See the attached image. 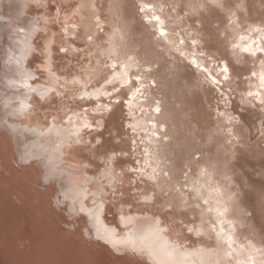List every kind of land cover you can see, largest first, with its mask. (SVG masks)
I'll return each instance as SVG.
<instances>
[{
  "label": "bare ground",
  "instance_id": "6f19581e",
  "mask_svg": "<svg viewBox=\"0 0 264 264\" xmlns=\"http://www.w3.org/2000/svg\"><path fill=\"white\" fill-rule=\"evenodd\" d=\"M141 2L147 17H151L152 13L159 16L165 28V17L155 10L158 8L154 6L156 1ZM81 4L88 7L81 9ZM148 5H152V9H148ZM123 13L119 0H0V264H149L146 256L124 246L114 248L96 238L95 228L88 217L78 212V205L73 210L71 200L65 201L62 196L66 191L73 195V186L86 187L90 193L97 192V202L104 204L100 217L102 225L114 228L118 238H123L131 227L121 223L122 215L150 218L137 224L138 228H147L158 219L167 229L165 235L171 242L188 246L189 251L204 248L213 258L222 257L225 249L206 227L202 236L187 231L188 227H202V222L209 219L196 209L198 201L195 194L176 191L182 186L190 188L194 182H202L199 170L205 167L213 183L223 190L224 199L233 197L228 204L230 211L227 219L235 226L238 244L247 245L250 241L257 249H264L259 234L253 235L250 230L246 232L240 227L246 222L243 214L246 210L243 204L244 208L239 206L240 202L239 207L235 206L236 196L232 189L229 190V183L234 181L227 178V173L220 174L227 178L221 181L214 169L201 163L198 174L192 172L186 184L173 176L177 168L172 164V167L168 166L173 153L168 156L172 150L166 147L171 143L163 138L165 135L172 136L166 128V111H153L157 102L160 108L163 107L160 99L156 100L155 96L148 94L147 87L143 97L136 102L134 117H130L125 104H112L110 112H93L95 102L81 101L77 98L79 93L71 87L58 86L57 78L63 84L73 77L82 80L91 77L89 90L98 87L97 81L103 82L101 77L106 71L103 56L113 48L119 52L122 61L131 57L133 69H141L134 74L147 75L143 69L151 62H143L135 55V47L127 40L130 21ZM96 16L100 18L103 33L97 32ZM65 18L69 25L74 23L78 26L71 33L74 39L63 34ZM237 26L236 23L231 25L236 38L241 35ZM152 27L158 25L152 22ZM87 35H93L94 47L89 44ZM172 38L168 34V40ZM181 39L184 40V36ZM50 41L52 43L46 49ZM173 41L177 42L176 48L179 46L187 53L185 46H180L177 40ZM29 47L32 51L24 55ZM61 47H74L77 51L62 53L59 50ZM16 59L20 60V65H17ZM49 67L50 71L46 70ZM260 70L259 67L254 71ZM21 72L32 74L33 79L29 83L37 89L36 92L26 94L23 87L12 86L13 82L22 84ZM252 82L254 85L255 81ZM46 88H56V92L42 99L39 92ZM130 91L123 89L122 93ZM21 99L32 106L31 112L23 119L13 115ZM120 99L126 100L127 96L122 94ZM101 103L108 102L102 100ZM84 109L89 111L85 114ZM74 113H81L92 121L93 129L81 133V143L65 146L59 159L55 155V134L41 137L27 131L30 127L46 129L53 117L57 127H64V118ZM95 121H100L99 125ZM152 122L157 125L158 132L160 125L164 126L165 131L160 132L159 140L150 135ZM129 123L138 125L135 134L127 126ZM145 148L151 153L153 167L158 168L156 182L129 171L139 168L147 158ZM113 155L116 158L109 161ZM21 156L25 158L21 159ZM35 156L43 159L35 160ZM49 157L57 169V179H46L51 174L45 168ZM98 189L103 190L98 192ZM142 193L156 195L152 201L145 203ZM85 204L88 208L93 207L91 198Z\"/></svg>",
  "mask_w": 264,
  "mask_h": 264
},
{
  "label": "rangeland",
  "instance_id": "374dc122",
  "mask_svg": "<svg viewBox=\"0 0 264 264\" xmlns=\"http://www.w3.org/2000/svg\"><path fill=\"white\" fill-rule=\"evenodd\" d=\"M141 1L119 0V8L129 18L127 40L135 47V55L143 62H151L145 68L151 67L152 71L142 78L147 80L143 82L148 94L160 99L161 109L166 111V128L172 135L168 136L166 141L171 144L166 147L172 150L168 156L172 153L175 156H170L168 166L172 164L177 168L173 176L185 182L186 171L187 179L192 172L198 174L201 163L214 169L212 171L221 181L226 178L221 176L222 173H227V178L234 181L229 183V190L232 189L236 196L237 204L234 205L238 206L240 202L239 206H245L246 225H240L241 229L259 234L264 242V105L246 99V93L252 90L250 85L255 81L248 78L260 67L264 56H257V60L232 51L229 41L234 36L228 18L233 17L241 34H247L249 26H264V0H220L222 7L213 4L212 0H153L156 1L154 6L158 7L156 12L165 17V30L173 37L170 44L157 38V27L147 22L146 11H141ZM182 36L183 46L188 50L187 58L177 53V42L173 41L179 42ZM192 40L197 41L196 48L192 47ZM193 52L213 74L215 65L227 61L230 78L222 84L228 97L226 101L206 82L204 73L189 63ZM217 110L225 116L218 117ZM226 116L233 118L231 123L227 122Z\"/></svg>",
  "mask_w": 264,
  "mask_h": 264
},
{
  "label": "snow or ice",
  "instance_id": "6c2138e0",
  "mask_svg": "<svg viewBox=\"0 0 264 264\" xmlns=\"http://www.w3.org/2000/svg\"><path fill=\"white\" fill-rule=\"evenodd\" d=\"M212 3L222 7L220 0H212ZM81 9H85L88 5L81 4L79 6ZM148 9H151V5L146 6ZM141 11H144V8H141ZM234 15V14H233ZM66 22L63 26V34L65 37H71L74 39V36H71V33H74L77 30L76 24L69 25ZM147 22H155L158 27L155 29L157 38L163 40L165 43H172L168 40V33L164 28L163 21L159 16L153 15L151 17H146ZM234 21L229 17V25H232ZM97 32L103 33V26L101 25L99 16H96L95 19ZM23 32V29L19 30ZM93 35H87V40L91 46L93 44ZM46 45L48 49L51 45ZM231 49L234 53L247 54L251 57L264 56V26H249L247 29V34H241L238 38L233 37L232 41H229ZM180 46L184 45V40L180 39ZM193 48L198 46L196 40L191 41ZM60 52L68 53L69 51H77V49L69 47H61ZM32 49L29 47L25 49L24 55L30 53ZM177 53L185 57V53L180 50L178 46L176 48ZM50 54V53H49ZM197 53L193 52L189 63L194 66L197 70L201 71L205 75V80L216 89L220 97L225 101L228 97L223 91L222 84L224 81L229 80L230 72L227 61H222L219 64L215 65V74H213L207 67L202 65L197 58ZM202 56L203 54H199ZM187 58V57H185ZM17 65H20V60L16 59ZM103 65L106 69L104 75L101 77L102 83L97 81L98 87H91V77L87 79H81L79 77H73L69 81H64L63 84H60L59 79L57 78V84L61 88L71 87L75 92H78V99L81 101H93L96 103V107L92 109L93 112L102 113L105 111H112V104H125L128 108V114L130 117L135 115L136 102L143 97L144 91L146 90V85L143 82V78L139 74L141 71L140 68L133 69V61L131 57H128L127 61H122L119 55V52L116 49H109L107 54L103 56ZM100 63V62H98ZM260 71H252L248 79L255 80L257 83L250 85V89L246 96L251 100H255L257 103L264 105V60L260 61ZM46 70L50 71V67ZM145 73H150L152 71L151 67L144 68ZM54 75V74H53ZM219 77V79L217 78ZM33 79L31 73L21 72L22 84L17 85L16 82H13L12 86H21L26 90V94H31L37 91L36 88H33L29 81ZM152 86L155 85V81L151 82ZM123 89H131L130 92H123ZM56 92V88H46L42 89L39 92L40 97L43 99L49 93ZM59 94V93H57ZM127 96L126 100L120 99L121 95ZM102 100H106L108 103H101ZM32 106L26 100H19L18 107L14 110L13 115L19 119L25 118L31 112ZM89 110L84 109L86 114ZM143 110H141L142 112ZM154 112L159 113L161 108L159 102H157L156 107L153 109ZM218 117H224L225 113L217 110ZM232 117H227V122L231 123ZM100 121H95V124L99 125ZM64 127H57L55 122V117L52 121L48 123L46 129H39L35 127H30L27 131L32 132L36 136L41 137H51L55 134V155L59 159L63 154V149L65 146H71L72 143L79 144L81 143V133L84 130H92L93 122L85 118L81 113H74L68 115L64 118ZM133 132L137 131V124L129 123L127 125ZM152 131L150 135L155 137L157 140L160 139V132L165 131L164 126L160 125V131H157V125L151 123ZM231 128L228 129V133L231 134ZM165 140L168 137L165 135L163 137ZM143 142V141H142ZM151 141H149L150 143ZM99 143V141H97ZM133 150H135L136 141L133 142ZM144 155L147 157L144 162L140 165L139 168L129 169V171L135 173L140 177H147L148 180L153 182L157 181L158 178V168L153 167L151 160V153L148 149H144ZM24 156H21V159H24ZM115 155L109 157V161L114 160ZM35 160H42L43 157L35 156ZM199 157H197V160ZM136 163H140L137 161ZM46 171H50L51 174L46 176V179L53 180L57 179L56 176V167L54 166L53 160L51 157L48 158V163L45 165ZM190 170V169H189ZM167 176V173H164ZM187 183V171L185 173ZM199 176L201 181L194 182L192 187L177 188L176 191H187L189 194L194 193L195 199L198 203L195 205L196 209L201 211L202 215H207L208 220L202 222V227H188L187 231L189 233H194L196 236L203 235V228L206 227L207 231L214 235L217 243L225 249L223 256L212 257L211 253L205 250L204 248H198L195 250H187L188 246H181L179 244L173 243L167 239L165 233L167 229L161 225V222L157 219L152 221L151 225L147 228H138L137 224H141L143 220L150 218H141L137 216H124L120 217L121 223L125 227H130V230L125 233L123 238H118L116 235V230L114 228L110 229L102 225L101 214L104 210L103 202H97V192H89L86 187H77L73 186V195L63 192L62 196L65 201L71 200L73 205V210L75 206L78 205V212L84 214L88 217L89 221L93 224L95 228V235L97 239L104 240L106 243L110 244L112 247L117 248L119 246H124L129 250L136 252L140 255L146 256L149 264H264V249H257L250 241L247 245L238 244L235 239V226L234 224L227 219L229 209V202L233 199L232 196H229L227 199H224L223 190L211 179V174L208 169L200 168ZM86 179H89L86 177ZM111 183V182H110ZM103 189H98L102 191ZM145 203H148L153 200V197L156 195L152 194H141ZM89 198L92 200L93 207H86L85 201ZM259 257V260H258Z\"/></svg>",
  "mask_w": 264,
  "mask_h": 264
}]
</instances>
